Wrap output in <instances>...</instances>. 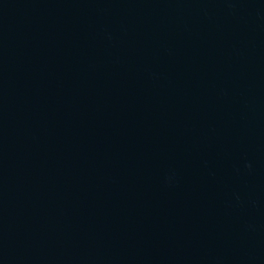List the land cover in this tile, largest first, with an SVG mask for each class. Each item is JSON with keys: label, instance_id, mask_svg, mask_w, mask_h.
Returning a JSON list of instances; mask_svg holds the SVG:
<instances>
[{"label": "water", "instance_id": "1", "mask_svg": "<svg viewBox=\"0 0 264 264\" xmlns=\"http://www.w3.org/2000/svg\"><path fill=\"white\" fill-rule=\"evenodd\" d=\"M0 264H264V0H0Z\"/></svg>", "mask_w": 264, "mask_h": 264}]
</instances>
